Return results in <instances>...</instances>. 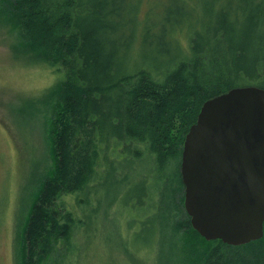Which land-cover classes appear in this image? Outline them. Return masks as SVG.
Listing matches in <instances>:
<instances>
[{
    "label": "trees",
    "instance_id": "trees-1",
    "mask_svg": "<svg viewBox=\"0 0 264 264\" xmlns=\"http://www.w3.org/2000/svg\"><path fill=\"white\" fill-rule=\"evenodd\" d=\"M0 7L22 46L63 71L51 92L52 174L30 208L18 264L111 257L114 264H264V236L243 245L201 236L181 176L185 137L205 100L235 86L264 88V0H0ZM137 163L147 173L128 203L142 212L140 223L153 216L155 243L174 225L200 248L130 241L81 254L70 245L81 220L67 198L89 196L88 185L111 173L121 184L118 171Z\"/></svg>",
    "mask_w": 264,
    "mask_h": 264
},
{
    "label": "rangeland",
    "instance_id": "rangeland-1",
    "mask_svg": "<svg viewBox=\"0 0 264 264\" xmlns=\"http://www.w3.org/2000/svg\"><path fill=\"white\" fill-rule=\"evenodd\" d=\"M62 78L63 71L39 62L22 46L18 30L0 14V264L21 261L22 234L30 208L44 177L52 174L50 119L56 95L52 97L51 92ZM146 173V164L137 163L135 169L118 171L116 179L121 184L115 183L111 173L102 183L97 178L88 185L93 188L89 196L83 191L70 195L67 199L81 220L74 227L71 247L81 254L87 248L111 252L130 241L156 247L165 241L177 249L200 248L198 240L178 234L174 225L168 235L157 234L155 243L153 216L147 226L140 223L142 212L128 200L131 193H140L142 186L136 179ZM128 174H135V179L125 181ZM63 246L60 242L59 247ZM105 262L116 261L111 257Z\"/></svg>",
    "mask_w": 264,
    "mask_h": 264
},
{
    "label": "water",
    "instance_id": "water-1",
    "mask_svg": "<svg viewBox=\"0 0 264 264\" xmlns=\"http://www.w3.org/2000/svg\"><path fill=\"white\" fill-rule=\"evenodd\" d=\"M185 209L207 240L243 245L264 236V88L209 97L186 134Z\"/></svg>",
    "mask_w": 264,
    "mask_h": 264
},
{
    "label": "bare ground",
    "instance_id": "bare-ground-1",
    "mask_svg": "<svg viewBox=\"0 0 264 264\" xmlns=\"http://www.w3.org/2000/svg\"><path fill=\"white\" fill-rule=\"evenodd\" d=\"M217 95V94H216ZM181 160H182V158H181Z\"/></svg>",
    "mask_w": 264,
    "mask_h": 264
}]
</instances>
